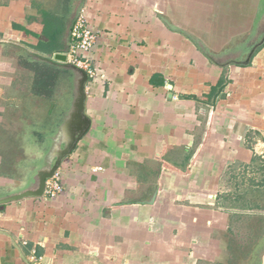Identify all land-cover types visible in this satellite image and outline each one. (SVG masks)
Here are the masks:
<instances>
[{"label": "crops", "instance_id": "crops-1", "mask_svg": "<svg viewBox=\"0 0 264 264\" xmlns=\"http://www.w3.org/2000/svg\"><path fill=\"white\" fill-rule=\"evenodd\" d=\"M77 1L0 0V190L48 145L56 103L37 91L34 68L51 64L36 53L64 48ZM177 6L83 0L97 33L90 126L58 168L60 194L0 206V264H260L264 46L248 65L219 66L176 29L199 41ZM51 66L56 82L74 83L73 68Z\"/></svg>", "mask_w": 264, "mask_h": 264}, {"label": "water", "instance_id": "water-1", "mask_svg": "<svg viewBox=\"0 0 264 264\" xmlns=\"http://www.w3.org/2000/svg\"><path fill=\"white\" fill-rule=\"evenodd\" d=\"M264 0H259L258 16L255 20L254 27L258 29L261 25L264 27V10L262 7ZM83 6V0H78L75 5L70 8L69 16L64 31V48L59 51L50 53H36L40 61H44L54 66H65L74 69L75 87L74 96L72 99L71 109L63 121L56 127L55 131L49 136V148L42 154L36 157L35 166L23 179H21L14 187L5 190H0V206L12 201H17L26 197H41L44 194L46 180L51 178L56 170L60 167L63 159L71 154L77 142L88 131L90 126V119L85 114V84L87 82V74L76 68L75 66L67 63V47L70 43L71 27L78 16ZM163 21L171 27L166 19ZM176 29L185 33L191 40L199 47V49L214 63L219 66L225 67L230 64L248 65L251 61L256 49L264 46V31L260 40L253 46L247 53L244 59L239 60L233 54L228 53L222 55L214 54L207 49L185 28L178 26ZM255 29V32H256ZM243 48L244 47H240ZM244 52V50H238ZM260 264H264V249L259 254ZM29 264V263H28Z\"/></svg>", "mask_w": 264, "mask_h": 264}, {"label": "flooded vegetation", "instance_id": "flooded-vegetation-1", "mask_svg": "<svg viewBox=\"0 0 264 264\" xmlns=\"http://www.w3.org/2000/svg\"><path fill=\"white\" fill-rule=\"evenodd\" d=\"M222 1H225L223 5H229V6L231 4L239 5L241 7L242 12H244L245 14L243 18V20H245V23L248 22L247 19L249 20V23H248L249 27L247 29L243 30V32L241 31L232 40H227L226 42L220 44L222 46L220 50H224V51L227 50L228 52L233 54L234 57H236L239 60H242L247 55V53L253 48V46L260 40V37L264 31L263 25H261L258 29L254 27L255 20L259 18V16L257 15L259 11L258 10L259 0H222ZM262 10H264V6ZM211 27L214 30L212 24H211ZM188 28L191 32H194L195 35L196 34L198 35V33L200 32L199 29L193 25H190ZM255 29H256V32H255ZM197 37L199 38L200 42H202L203 44L206 43L207 46H209L207 40L205 38H202L203 37L202 35H198ZM240 47H244V49ZM238 50H244V52H238ZM74 87H75V81L74 83H71L67 87L66 78H60L56 82L53 93L49 96V104L53 100H55V103H56L55 108L53 109L54 114L52 115V117L49 116V133H48L49 136L52 134L53 130L56 128V127L53 128V125L59 122L57 120L62 119L63 121V119L67 115V112L71 109V105H72L71 103H72V99L74 96ZM69 93L71 97L70 102H68ZM49 108H50V105H49ZM29 115L30 114H28V117ZM48 140H47L48 145H46V147L45 145L42 146L41 144L34 145V148H32V153L34 157H31L30 161H33L36 158V156H38L39 154H42L45 150L49 148Z\"/></svg>", "mask_w": 264, "mask_h": 264}, {"label": "rangeland", "instance_id": "rangeland-1", "mask_svg": "<svg viewBox=\"0 0 264 264\" xmlns=\"http://www.w3.org/2000/svg\"><path fill=\"white\" fill-rule=\"evenodd\" d=\"M224 2L222 0H180L182 6H177L180 7L186 23L197 27L200 31L198 35L205 37L213 48L220 47L221 43L232 40L249 27V20L247 19V23L243 20L245 14L240 6L223 5Z\"/></svg>", "mask_w": 264, "mask_h": 264}, {"label": "built area", "instance_id": "built-area-1", "mask_svg": "<svg viewBox=\"0 0 264 264\" xmlns=\"http://www.w3.org/2000/svg\"><path fill=\"white\" fill-rule=\"evenodd\" d=\"M97 33L87 22V18L80 11L71 27L70 43L67 47V63L84 71L88 78L97 77V71L92 67L88 58V53L94 47ZM63 191L61 174L58 170L54 175L46 180L44 194L52 198ZM36 257L32 255L30 262L33 263Z\"/></svg>", "mask_w": 264, "mask_h": 264}, {"label": "trees", "instance_id": "trees-1", "mask_svg": "<svg viewBox=\"0 0 264 264\" xmlns=\"http://www.w3.org/2000/svg\"><path fill=\"white\" fill-rule=\"evenodd\" d=\"M35 73V86L37 91L43 92L47 88L48 95L50 96L53 87L56 84L57 71L51 65H37L34 68Z\"/></svg>", "mask_w": 264, "mask_h": 264}]
</instances>
